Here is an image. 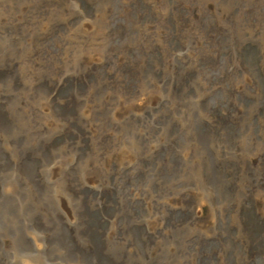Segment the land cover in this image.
Listing matches in <instances>:
<instances>
[{
    "label": "rangeland",
    "instance_id": "obj_1",
    "mask_svg": "<svg viewBox=\"0 0 264 264\" xmlns=\"http://www.w3.org/2000/svg\"><path fill=\"white\" fill-rule=\"evenodd\" d=\"M12 1L0 264H264V0Z\"/></svg>",
    "mask_w": 264,
    "mask_h": 264
},
{
    "label": "bare ground",
    "instance_id": "obj_2",
    "mask_svg": "<svg viewBox=\"0 0 264 264\" xmlns=\"http://www.w3.org/2000/svg\"><path fill=\"white\" fill-rule=\"evenodd\" d=\"M15 2L16 1L13 0L11 4H10V2L8 3L11 14L13 13L14 8L17 9V4H15ZM5 11H8V8L7 9L5 8ZM44 23L45 24H48L50 22L49 21H45ZM47 28H49V27H47ZM40 29L42 30L43 28L40 27ZM43 31H45V30H43ZM7 42H9V41H7ZM7 48L10 51L13 50V43L7 44ZM73 57L75 58V60H78L79 54H78L77 48H75V50L73 51ZM53 70H55V72L58 71L57 68H55ZM51 72L53 73V71H50V74H51ZM90 86H91L90 88H93L92 85H90ZM92 93H94V92H92ZM12 117H13V123H15V122L18 121V114L17 113H16V116H14L12 114ZM94 119H95V117H93V120ZM19 124L20 123H18L17 127H19ZM106 125L107 126L110 125L111 127H113L112 123H109V124L107 123ZM21 126H25V124L22 123V125L20 124V127ZM11 128H12V125H11ZM11 128H9V129H11ZM81 162L82 161H80L78 163V165L76 166L77 167V175L79 176V178H81V174H82V171H83V165H81ZM192 167H194V168H192L193 169L192 170V173H193V175H196V171H197L196 170V166L195 165H192ZM122 182H123L122 180H117V182L114 184L115 186L113 188H111L112 189L111 191H113L114 188H115V191L116 192L118 191L119 204H120V207L124 209V207L126 206V199H127L129 193H128V191H125V190L121 189L122 186H119V184L122 183ZM62 184H64V182H62V180H58V179H57V181L52 182V183L51 182H45L43 184V187H44V191H43V196H44L43 203L42 202H39L40 201V196H39V199H37V201H36L37 203H39V205H42L43 208L46 209V211L51 215L52 218H55V213H56V211H58L59 208L57 206V203H56V200L54 198V195H53V193H51V191L54 188H56V187H60V186L62 187ZM139 189H140V186L138 185L137 186V189H135V191L137 192V190H139ZM34 192H33V194H34ZM38 195H39V193H38ZM129 201H131V200L128 197V202ZM47 217H44V221H45L46 224H50L49 216H47ZM110 231H111L112 234H114L113 227H111ZM109 233H108V235H110ZM27 235L29 236V238H31V242L33 243L32 244V247H30L28 249V251L31 250V252H32V258H33V260H35V261L38 262V261H44V259H47L48 257L50 259L53 256L52 255L53 253L57 254L58 256L61 255V251L59 249H57L58 247L56 245H54V244H51V246H50L51 249L49 251V255L46 254V252L42 248H39V247H43V243L42 242H43V239L45 238V236H42V237L39 236V234L37 233V231L30 230V232H27ZM26 264H34V262L27 261ZM68 264H70V263H68Z\"/></svg>",
    "mask_w": 264,
    "mask_h": 264
}]
</instances>
